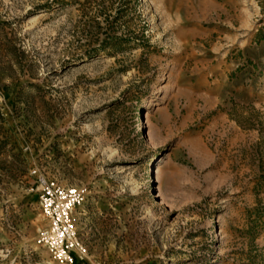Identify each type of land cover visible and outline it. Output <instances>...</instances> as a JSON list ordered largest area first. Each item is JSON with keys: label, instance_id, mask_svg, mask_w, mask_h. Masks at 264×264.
<instances>
[{"label": "rangeland", "instance_id": "rangeland-1", "mask_svg": "<svg viewBox=\"0 0 264 264\" xmlns=\"http://www.w3.org/2000/svg\"><path fill=\"white\" fill-rule=\"evenodd\" d=\"M32 169L73 264H264V0H0V264H69Z\"/></svg>", "mask_w": 264, "mask_h": 264}, {"label": "built area", "instance_id": "built-area-1", "mask_svg": "<svg viewBox=\"0 0 264 264\" xmlns=\"http://www.w3.org/2000/svg\"><path fill=\"white\" fill-rule=\"evenodd\" d=\"M31 174L42 214L49 221V228L39 236V242L47 246L60 262L73 264L70 254L76 243V230L72 214L84 203V192L36 169H32Z\"/></svg>", "mask_w": 264, "mask_h": 264}, {"label": "bare ground", "instance_id": "bare-ground-1", "mask_svg": "<svg viewBox=\"0 0 264 264\" xmlns=\"http://www.w3.org/2000/svg\"><path fill=\"white\" fill-rule=\"evenodd\" d=\"M156 173H159V169L158 168H156ZM62 263H64V262H62Z\"/></svg>", "mask_w": 264, "mask_h": 264}]
</instances>
